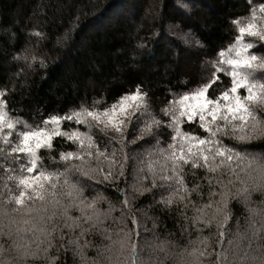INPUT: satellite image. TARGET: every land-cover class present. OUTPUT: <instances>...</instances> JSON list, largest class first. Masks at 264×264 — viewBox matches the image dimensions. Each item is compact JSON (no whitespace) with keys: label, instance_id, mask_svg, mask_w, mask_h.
Returning <instances> with one entry per match:
<instances>
[{"label":"snow or ice","instance_id":"6c2138e0","mask_svg":"<svg viewBox=\"0 0 264 264\" xmlns=\"http://www.w3.org/2000/svg\"><path fill=\"white\" fill-rule=\"evenodd\" d=\"M258 12L264 17V3ZM232 23L237 34L209 62V77L172 95L160 117L148 111L138 85L103 109L81 104L29 126L10 114L7 91H0V264H47L51 249L65 248L80 264H264V199L253 200L264 197V151H249L264 142V82L252 72L264 69V56L244 40L264 41V26ZM222 77L228 84L214 92ZM161 129L169 130L163 138ZM94 130L115 135L101 143ZM130 166L131 199L118 183ZM201 171L202 183L189 187L186 176ZM93 183L113 186L119 207L90 195ZM157 188V203L182 206L194 238L142 235L133 201Z\"/></svg>","mask_w":264,"mask_h":264},{"label":"trees","instance_id":"16d2710c","mask_svg":"<svg viewBox=\"0 0 264 264\" xmlns=\"http://www.w3.org/2000/svg\"><path fill=\"white\" fill-rule=\"evenodd\" d=\"M261 3L264 0H251L257 9L253 19L249 0H0V91H7V110L36 126L48 115L81 104L103 109L139 85L147 93L148 111L160 117L172 95L194 89L209 77V62L237 34L234 19L264 26L258 12ZM244 40L253 43L250 52L264 56V41L247 35ZM252 72L258 83L264 82V69ZM222 80L214 92L228 84ZM94 131L101 143L115 135ZM168 131L161 129V137ZM60 147L68 146L58 142ZM249 151H264V142ZM202 175L188 174L189 187L202 183ZM118 183L131 199V166ZM162 191L154 189L155 195L146 192L133 201L142 235L149 240L153 233L183 241L194 238L182 206L177 211L176 206L169 210L157 203ZM89 194L107 197L117 208L122 199L113 186L104 184L93 183ZM261 199L259 193L253 195L257 204ZM101 207L108 204L102 201ZM234 212L243 224L244 209L236 205ZM187 215H192L191 209ZM47 264H80V259L70 249H51Z\"/></svg>","mask_w":264,"mask_h":264}]
</instances>
